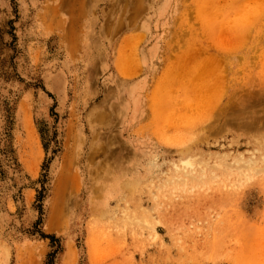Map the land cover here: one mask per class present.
<instances>
[{
  "label": "rangeland",
  "instance_id": "obj_1",
  "mask_svg": "<svg viewBox=\"0 0 264 264\" xmlns=\"http://www.w3.org/2000/svg\"><path fill=\"white\" fill-rule=\"evenodd\" d=\"M0 264H264V0H0Z\"/></svg>",
  "mask_w": 264,
  "mask_h": 264
},
{
  "label": "bare ground",
  "instance_id": "obj_2",
  "mask_svg": "<svg viewBox=\"0 0 264 264\" xmlns=\"http://www.w3.org/2000/svg\"><path fill=\"white\" fill-rule=\"evenodd\" d=\"M25 125H26V129H27L28 134L31 135L33 133V131H32V128H31L30 121L28 120V117L25 118ZM181 166H182V164H181ZM183 166L190 168L192 165H191L190 162H184Z\"/></svg>",
  "mask_w": 264,
  "mask_h": 264
}]
</instances>
